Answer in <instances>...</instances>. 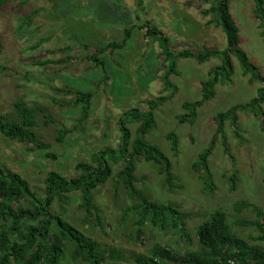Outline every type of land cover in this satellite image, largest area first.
<instances>
[{"label": "rangeland", "instance_id": "374dc122", "mask_svg": "<svg viewBox=\"0 0 264 264\" xmlns=\"http://www.w3.org/2000/svg\"><path fill=\"white\" fill-rule=\"evenodd\" d=\"M210 7V2L202 0H6L0 7V113H12L18 100L35 109L33 130L44 148L9 141L0 134V166L26 179L31 190L42 197L48 172L76 177L78 164L92 166L94 154L117 149L122 115L130 110L143 113L150 100L172 93L164 88L163 74L168 65L159 43L138 27L150 21L174 53L220 51L226 48L225 35L212 12L202 13ZM229 13L238 29V47L264 78V34L254 17L253 0H229ZM133 25L123 49H106L99 55L105 65L103 74L86 57L104 44L120 42L123 29ZM220 63L219 58L200 64L194 59H178L177 75L169 77L174 96L153 110L155 126L144 139L169 158L174 187L167 188L155 164L142 157L135 163V189L153 202L174 205L184 215L186 238L175 231L161 232L147 223L141 227L142 235L135 237L132 223L137 213L119 223L123 211L137 203L115 180L122 161L115 164L108 160L114 177L93 193L103 232L96 229L94 211L87 219L79 192L68 194L66 202L56 200L52 204V211L63 207L64 219L101 248L118 251L122 257L118 263L136 264L134 256L147 255L154 244L177 252L196 249L197 227L217 209L226 213L232 233L243 239L257 236L254 229L237 225L257 219L256 212L244 209L236 213L233 206L250 202L264 217V125L251 112H238V135L230 121L224 125L226 152L221 138L214 139V116L249 103L263 85L250 83L232 58L230 82L214 87L215 96L197 109L192 123L179 120L186 113L183 104L201 98V82L207 81L208 72ZM67 88L92 94L87 116L80 122V107L73 104L75 96L64 91ZM261 107L264 112V104ZM137 127L135 122L126 124L130 141ZM61 128L67 133L58 142ZM171 132L178 141L176 154L167 139ZM212 141L208 167L214 189L210 193L192 165ZM232 176L236 182L230 190L228 179ZM257 244L264 247V243ZM69 252L66 262L72 260Z\"/></svg>", "mask_w": 264, "mask_h": 264}, {"label": "trees", "instance_id": "16d2710c", "mask_svg": "<svg viewBox=\"0 0 264 264\" xmlns=\"http://www.w3.org/2000/svg\"><path fill=\"white\" fill-rule=\"evenodd\" d=\"M210 2L211 7L204 12H212L213 19L225 35L226 48L223 50H204L199 54L183 50L174 53L170 50L167 39L162 32L150 21H144L139 29H145L146 35L156 40L161 48V54L168 65L163 74V84L166 90L172 93L168 97H159L148 102L145 112L130 110L125 112L120 119V146L113 150L107 148L103 152L94 154L93 165L78 164L76 169L79 175L67 178L58 172L47 173L44 184V195L38 197L30 188L28 181L19 174L13 173L0 166V264H120L122 257L114 249H103L95 241L87 238L79 229L70 224L63 217L64 208L52 211V204L58 200L67 201V195L76 191L81 194V208L85 209L87 219L91 212H95V226L100 232L101 218L97 212V206L93 203V193L102 185H105L113 175V169L108 163L123 162L122 168L115 174L117 183H121L130 197L137 203L123 211L119 223L126 218H134L132 223L135 228L134 236L142 235L141 227L144 224L162 231H175L180 238L187 237L183 218L184 215L175 209L174 205L163 206L149 200L144 194H140L134 183L137 180L134 171L135 163L141 157L145 162H151L157 167V171L163 176L167 188L174 187V175L171 172L169 158L155 145L149 144L144 137L154 128L153 110L162 102L174 96L175 87L169 82L170 75H177L176 61L180 58L194 59L197 63H203L211 58H219L220 65L208 72L207 81L201 82V98L194 102H185L183 108L186 111L179 116L180 122L192 123L196 117L197 109L215 96V86L218 83H228L233 74L232 58L236 59L243 76L249 77V82H258L263 87L257 90L256 97L245 105H236L225 112L214 116L216 125L215 138L220 137L228 152L224 125L230 121L233 133L238 135V116L241 111L251 112L260 119L264 125V78L258 68L248 59L239 45L238 29L229 13V0H202ZM6 0H0V7ZM254 17L260 21L264 34V0H253ZM133 26L123 29V38L120 42L104 44L97 51L86 57L95 67L105 74L104 61L99 55L106 49H123L130 39ZM48 62H46L47 64ZM45 63H39L44 65ZM67 94H73L74 105H79L81 117L79 122L87 116L92 94L79 90L65 89ZM63 91V92H64ZM72 104V103H71ZM72 104V105H73ZM12 113H0V134L9 141L21 144H33L36 148H44L39 143L33 128L36 125L34 114L36 110L18 100L13 104ZM128 122L138 124L136 134L130 141V131L126 128ZM67 130L61 128L58 132L57 141L61 142ZM171 142V150L176 154L177 138L171 132L167 135ZM214 141L206 150L198 155V160L192 165L198 177L204 183L207 191L212 193L214 184L212 174L208 167V157L212 151ZM53 157V156H52ZM230 190L235 188L234 176L228 179ZM264 187V178L262 180ZM236 213L245 210H254L257 219L248 222H239L237 225L248 226L257 231V236L251 239H243L231 232L229 219L222 210H214L209 218L196 229L197 248L184 252H177L174 248L154 244L147 255L137 254L134 256L136 264H264V247L257 242L264 243V222L260 208L247 201H240L233 206ZM166 228L168 230H166ZM131 230L129 236L131 237ZM69 252L71 262H66V254ZM184 253V254H180ZM232 262V263H231Z\"/></svg>", "mask_w": 264, "mask_h": 264}, {"label": "built area", "instance_id": "2783aa9c", "mask_svg": "<svg viewBox=\"0 0 264 264\" xmlns=\"http://www.w3.org/2000/svg\"><path fill=\"white\" fill-rule=\"evenodd\" d=\"M232 263V262H231Z\"/></svg>", "mask_w": 264, "mask_h": 264}]
</instances>
